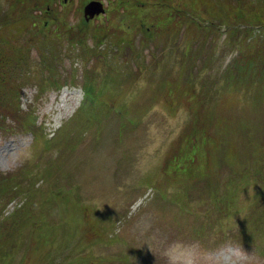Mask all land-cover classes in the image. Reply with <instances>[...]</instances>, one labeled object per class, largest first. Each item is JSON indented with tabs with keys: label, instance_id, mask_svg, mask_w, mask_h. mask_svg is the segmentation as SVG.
<instances>
[{
	"label": "rangeland",
	"instance_id": "obj_1",
	"mask_svg": "<svg viewBox=\"0 0 264 264\" xmlns=\"http://www.w3.org/2000/svg\"><path fill=\"white\" fill-rule=\"evenodd\" d=\"M86 1L0 0V52L21 88L0 133V183L17 186L0 194V257L264 264V42L245 62L224 18L191 41L167 18L174 0H98L105 13L85 23ZM244 2L264 24V0Z\"/></svg>",
	"mask_w": 264,
	"mask_h": 264
},
{
	"label": "trees",
	"instance_id": "obj_2",
	"mask_svg": "<svg viewBox=\"0 0 264 264\" xmlns=\"http://www.w3.org/2000/svg\"><path fill=\"white\" fill-rule=\"evenodd\" d=\"M40 1H46L45 6H48L50 2V0H13V2L10 4L9 7L14 8L20 5V7L22 6L23 10H26V9L31 10L30 6L32 7L37 2H40ZM187 1H189L190 3H187L186 5H184L185 8L184 7L179 8L180 6L179 4L181 2L179 1L178 3V2H175L174 0L173 1L174 7L168 8L166 13H167V18H169L173 27L175 26V24L180 22L182 23L183 27L187 30L188 34L191 29H194L195 32H194L193 37H189L188 35V38L191 39V41H195V39L199 40L200 35H205V34L212 35L214 31L216 32L218 31L220 34L221 30L224 28V31L227 34V37L225 38L226 42L228 39V41L231 42V45L232 44L239 45V52H240L239 56H241L243 59H246L247 61L245 62H248L251 58H253L254 56H257V54L259 55L260 51H255V50L260 49V46H258V44L261 42H264V31H263L264 24L259 23L261 24L262 27L253 26L255 23L251 20L248 14L249 12L252 11V8L249 5L247 6L244 0H209L211 5L205 6V7H209L207 10H205V7H202V9H200L198 8L197 5L193 3L198 0H187ZM119 4H120L119 0H116L115 5H119ZM136 6L139 7V4L136 3ZM177 6L179 9H177ZM262 13L264 14V12ZM252 17H257V15L255 14ZM223 18L226 19V21L230 25L229 28H225V27L222 28L219 25H215L216 22L222 25ZM236 18H239V19L236 20ZM173 27H170L167 21L166 27L163 29V36H164L163 43L166 44L168 41H173L175 39L177 44L176 43H173V44H175L177 47L179 45V42L177 41V36L179 35V33H177L175 28ZM215 27H217V30H214L213 32H211V28H215ZM81 29H84V31H82L84 33L85 27H82ZM250 31L254 32V34H257L256 36L258 37V39L256 40L258 41H256V43L252 41L251 42L246 41ZM50 37L58 38L59 35L53 33V35ZM210 38H212V36H210ZM144 39L146 40V43H148L151 41L152 38L145 36ZM244 51H245V54H242L244 53ZM13 54H16V53H13ZM25 59H27L26 56H24V61ZM7 60H8V57H6L2 52H0V133L6 132L10 126L9 125L8 127H6L7 118L8 119L13 118V117L15 118V116H20V113H21L19 110V101H17L18 99L17 96L21 88L17 80L13 78V74H14L13 70L14 68L17 67V65L14 66L13 63ZM236 66L237 64L234 65L235 67L234 69H236ZM236 76L237 74L233 73V77L236 78ZM8 107H10L11 113H8L10 110L8 109ZM3 110H4V114H3ZM22 126L24 128H27L26 126H31V124L22 125ZM13 179H15V175H13L10 178H6L2 183H0V194H3V195L4 193L6 194L7 189L8 190L17 189V186H14L12 184V182L14 181ZM6 185L8 186L6 189H4ZM19 219H21V215H19V217L14 216L13 225H11V223L10 224L5 223L7 226L5 230H7L8 232V235H7L8 239L3 241L4 242L3 246L4 244L5 246H7L8 241H9L8 243L9 248L14 246L15 241L13 238L12 230L15 228L17 221ZM22 226L24 225L19 226L17 229L19 230ZM1 256H2L0 257L1 264H5L6 262L10 260V259L9 260L4 259L6 256V253L5 254L2 253Z\"/></svg>",
	"mask_w": 264,
	"mask_h": 264
},
{
	"label": "water",
	"instance_id": "obj_3",
	"mask_svg": "<svg viewBox=\"0 0 264 264\" xmlns=\"http://www.w3.org/2000/svg\"><path fill=\"white\" fill-rule=\"evenodd\" d=\"M83 13L86 21H88L95 16L104 13L103 4L99 1L92 0L84 6Z\"/></svg>",
	"mask_w": 264,
	"mask_h": 264
}]
</instances>
